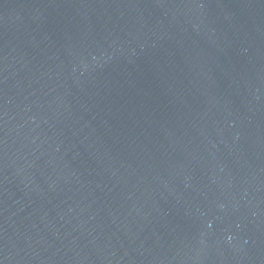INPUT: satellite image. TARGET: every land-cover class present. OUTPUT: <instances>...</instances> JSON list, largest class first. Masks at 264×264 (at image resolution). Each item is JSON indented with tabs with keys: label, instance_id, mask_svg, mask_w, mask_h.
I'll use <instances>...</instances> for the list:
<instances>
[{
	"label": "water",
	"instance_id": "obj_1",
	"mask_svg": "<svg viewBox=\"0 0 264 264\" xmlns=\"http://www.w3.org/2000/svg\"><path fill=\"white\" fill-rule=\"evenodd\" d=\"M0 264H264V0H0Z\"/></svg>",
	"mask_w": 264,
	"mask_h": 264
}]
</instances>
